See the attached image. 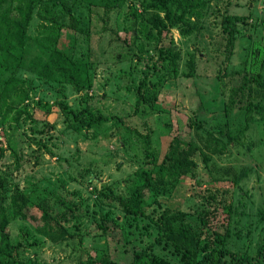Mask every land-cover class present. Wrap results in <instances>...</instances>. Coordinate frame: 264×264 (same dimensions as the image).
<instances>
[{
	"label": "rangeland",
	"instance_id": "374dc122",
	"mask_svg": "<svg viewBox=\"0 0 264 264\" xmlns=\"http://www.w3.org/2000/svg\"><path fill=\"white\" fill-rule=\"evenodd\" d=\"M206 1L195 30L182 37L171 29L180 51L174 76L152 66L150 43L139 31L143 20L126 6L132 2L139 12V0H124L112 8L100 0H40L32 9L23 50L0 49V86L16 77L27 93L0 122V178L8 189L29 192L34 201L56 193L74 215L71 235L53 242L33 223L13 216L6 198L11 241L25 232V242L33 244L20 249L16 264H29L34 257L45 264H77L86 254L104 256L106 242L110 249L118 245L125 263L133 243L146 245L154 239L152 220L165 208L190 212L219 207L218 219L238 227L228 245L251 248L255 225L264 222V120L244 126L238 107L244 101L228 109L227 96L240 82L246 52L259 47L264 63V0ZM16 5L15 0L0 4V17L7 25L17 16ZM45 8L64 24L74 17V34L53 42L42 26L49 25L43 19ZM223 16L235 20L237 32L230 45L222 31ZM4 26L1 20L0 31ZM121 39H128V44ZM71 44L72 65L54 58L51 48L64 51ZM188 58L194 63L190 77L184 74ZM144 75L148 82L141 97L135 88ZM153 83L155 87H148ZM11 100L18 101L10 93L7 101ZM37 102L49 107L46 115L35 108ZM23 108L38 120L26 118ZM16 109L20 115L13 121ZM195 119L199 127L195 122L188 127ZM207 131L221 142L229 132L236 138L214 154L199 136ZM174 134L183 140L190 136L197 144L195 166L179 182L158 183L157 191L143 202L148 218L126 214L121 204L140 183L135 171L145 168V148L153 149L159 161ZM226 210L232 213L229 220ZM259 210L263 217L258 218ZM101 214L112 219L108 227L116 226L130 244L123 246L120 236L113 234L91 235L100 232L90 222ZM210 223L204 237L214 247L212 219ZM242 243L249 245L240 247Z\"/></svg>",
	"mask_w": 264,
	"mask_h": 264
},
{
	"label": "trees",
	"instance_id": "16d2710c",
	"mask_svg": "<svg viewBox=\"0 0 264 264\" xmlns=\"http://www.w3.org/2000/svg\"><path fill=\"white\" fill-rule=\"evenodd\" d=\"M17 16L6 24V20L1 15L4 22V29L0 31V49L5 52H21L25 47V31L31 18L33 7L40 0H15ZM105 8H112L123 4L124 0H100ZM4 0H0V4ZM141 10L136 11L134 3H127V9L136 17L140 16L142 25L139 31L142 36L150 43L149 50L155 57L152 66L163 70L165 74L174 76L177 72L178 61L180 58L179 48L176 46L172 37L171 29L175 28L180 36H186L198 27L203 13L207 7L206 0H139ZM43 19L49 24L44 29L51 34L52 41H57L60 36L65 34H74L76 19L71 17V21L64 24L56 21L53 15L45 8ZM222 31L227 33V44H232L233 36L237 29L234 28L235 20L228 16L221 18ZM49 40L51 43L52 41ZM121 42L128 44V39H121ZM54 58L67 60L71 65L73 52L72 44L64 51L51 48ZM261 49H255L245 53L241 62L239 72L242 74L240 82L236 86H231L227 96L228 109H231L236 101H244L240 107L243 113L244 126L255 119L264 120V63L259 57ZM11 54V53H10ZM187 71L185 76L190 77L193 74L194 63L188 58L186 61ZM156 70V71H158ZM147 81L144 75L141 81L136 85L135 90L139 96L144 97V84ZM157 83L148 85L155 87ZM10 93L18 99L7 101ZM27 93L21 86V79L9 77L0 86V122H4L7 113L26 98ZM256 98V99H253ZM35 108L41 109L46 115L49 107L43 103L37 102ZM23 114L31 121H35L31 113L23 108ZM20 115L16 109V114L11 117L13 121ZM195 122V123H194ZM192 123L195 127L200 123L198 120L187 122L189 127ZM199 127V126H198ZM239 130H237L238 132ZM239 133V132H238ZM217 134H221L218 132ZM149 134L144 135L148 142ZM204 136L205 146L209 152L221 153L225 143L230 144L235 141L236 133L226 134V141L221 142L218 138L207 131ZM197 150V144L192 137L186 140L181 139L174 134L167 143V148L163 152L159 161L156 158V152L153 149L145 148V168L136 170V175L140 183L130 192L128 198L121 204L123 212L129 215H138L148 218L144 211L143 202L146 197L157 191L158 183H176L181 181L188 172L195 166L192 155ZM2 149L0 148V154ZM204 159L208 155L203 156ZM8 199L12 215L34 224L33 228L38 232H43L53 242L63 240L71 235L69 228L72 226L73 211L69 204L59 195L49 192L37 201L31 199L29 192L21 191L17 187L8 189L3 179L0 178V264H16L20 260V249L31 247L32 243H26L25 232L19 233L20 240L11 241L9 230L7 228V217L5 216L3 203ZM225 206L221 207L222 209ZM209 208V207H208ZM218 208L212 207L211 211L204 210L184 211L181 209L165 208L156 219H153L155 227V237L146 245L133 243L129 251V259L121 263L122 254L120 248L115 245L106 250L104 256L86 254L77 264H264V222L255 225V237L251 248L234 249L229 246L237 233L238 227H230L226 222L218 219ZM229 209V208H228ZM228 220L232 213L226 210ZM215 212V213H214ZM106 215L92 219L96 230L100 232H91V235L113 234L120 236L122 245L125 246L129 240L124 239L122 232L116 226L108 227L109 218ZM263 217V212L259 210L258 218ZM213 220L212 231L215 233L216 245L210 247L204 234L210 227V221ZM221 227V230L219 228ZM116 228V229H115ZM117 230V233H116ZM92 231V230H91ZM250 238L248 239V242ZM130 244V243H129ZM247 244V245H245ZM249 243H242L240 247L248 246ZM125 250V249H124ZM123 252V251H122ZM29 264H45L44 260L32 258Z\"/></svg>",
	"mask_w": 264,
	"mask_h": 264
}]
</instances>
